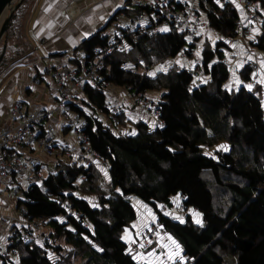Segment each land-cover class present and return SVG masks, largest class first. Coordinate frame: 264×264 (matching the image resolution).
I'll list each match as a JSON object with an SVG mask.
<instances>
[{
	"label": "trees",
	"instance_id": "16d2710c",
	"mask_svg": "<svg viewBox=\"0 0 264 264\" xmlns=\"http://www.w3.org/2000/svg\"><path fill=\"white\" fill-rule=\"evenodd\" d=\"M254 1L264 6V0ZM30 2L22 0L10 19L0 66L7 60L8 43L20 33L19 20ZM210 3L205 19L224 39L203 46L201 62L194 68L173 65L148 75L156 63L174 59L182 51L192 56L196 40L185 48L187 36L183 32H138L130 26L133 18H126L127 25L117 30L115 37L122 36L129 48H116L102 59L97 81L84 86L83 102L91 110L109 113L103 91L106 84L129 87L142 96L156 90L161 93L156 103L163 126L152 128L138 121L135 135L114 133L102 120L71 102L77 117L85 120L83 131L90 147L109 164V183L106 189L100 185V173L93 165L68 164L50 172L42 187L30 184L17 205L23 207L25 218L49 226V241L46 239L43 246L33 240L9 244V250L17 252L19 264H147L133 259L129 244L120 234L137 218L134 201L149 207L161 232L179 243L184 264H228L223 254L234 259V264H264L261 86L251 91L244 87L252 74L247 63L241 71L242 84L225 88L230 77L223 61L230 47L225 39L238 36L237 11L230 5ZM130 6L146 9L133 1ZM128 8L119 9L111 19L120 12L127 14ZM262 23V32L249 44L264 57ZM115 37L104 36L100 30L84 39L83 61L93 56L94 47H103ZM121 42L119 39V46ZM1 48L2 43L0 52ZM196 69L202 72L198 77ZM219 144L227 150L217 147ZM214 186L220 190L214 191ZM78 189L94 193L96 206L76 194ZM177 194L183 196L184 211L192 208L201 213L203 226L194 223L190 214L183 223L166 214L164 206L171 205V198ZM0 264L16 263L0 255ZM172 264L182 263L175 259Z\"/></svg>",
	"mask_w": 264,
	"mask_h": 264
},
{
	"label": "crops",
	"instance_id": "0c3cea01",
	"mask_svg": "<svg viewBox=\"0 0 264 264\" xmlns=\"http://www.w3.org/2000/svg\"><path fill=\"white\" fill-rule=\"evenodd\" d=\"M22 12V17L19 20V32L16 36V40H12L8 43L7 47V60L0 66V132L6 128L11 127L15 120L10 116V106L12 101L20 99L24 103V107L28 111H35L38 109H45L50 112V115L44 122L41 133L35 140L33 146L26 152L27 156H34L41 160L42 164L40 169L29 170L26 169L21 171L23 173L10 174L9 180L18 186V192L12 194L6 189L0 191V253L1 256H8L16 264H19L18 254L12 255L8 246L12 243L11 241V229L18 228L23 231L30 221L21 215L17 216L18 209L23 208L17 205V200H24L23 191L30 186V184L37 183L35 180L36 173L42 174L45 178L50 172H56L59 168L64 167L68 164H76V155L79 151V144L75 140L74 134L70 126H68V120L74 118L69 113H64L60 108L56 106V88L54 85V78L51 70V65L55 64H66L70 65L73 69H79L84 60L85 51L81 47V43L84 39L93 35L98 31H102L110 24L118 22V15L115 19H111L115 12L119 9L130 6L131 0H31ZM132 2V1H131ZM29 8V9H28ZM28 9V10H27ZM47 9V11H45ZM103 17V19H101ZM120 20V19H119ZM126 26L127 19L120 20ZM120 23V24H121ZM117 23H115V26ZM129 25V24H128ZM118 26V25H117ZM117 32V29L115 33ZM104 36H110L103 34ZM121 46L124 49H128L129 45L125 40H121ZM229 50L238 48L240 51L241 63L234 69L235 74L239 75V87L242 84L241 71L243 67L248 63V59H245L246 51L245 46L241 44V47H232L231 42H228ZM36 45V50H31V46ZM247 50V49H246ZM245 51V52H244ZM257 57H264L257 53ZM186 67V66H183ZM186 68H194L188 66ZM264 69V68H263ZM234 78V76H233ZM35 79L38 81L36 82ZM233 85L232 87H234ZM236 87V88H237ZM113 88V89H112ZM114 88L124 87L107 85L103 88L106 95V102L110 104V97L113 96ZM263 90V87H261ZM109 92V94H107ZM157 93L156 97L159 100L160 96ZM109 99H108V97ZM147 95H143V97ZM159 96V97H158ZM73 99H79L83 106H80L86 113H92L98 119L101 120V115L106 114L110 116V112L107 113L100 109L92 108L89 109L83 100L86 99V94L83 91H79L76 97ZM151 101L156 103L158 100ZM73 102V101H72ZM131 102V101H130ZM113 104V103H112ZM152 105V104H151ZM150 104L146 108H141L146 111H150ZM129 106V105H128ZM139 107L138 104L130 103L128 107L129 113L135 112V108ZM125 108V107H124ZM60 110V111H59ZM72 110V109H71ZM151 112V111H150ZM83 118V117H80ZM103 122V120H102ZM104 123V122H103ZM119 124L118 122H113ZM133 123V122H132ZM106 126L107 123H104ZM135 125V123H133ZM109 127V126H108ZM116 128L117 126L114 125ZM118 127H122L119 125ZM132 129L121 130V134L135 132V126ZM41 134V136H40ZM42 137L46 141H65L70 147L69 155H63L60 157L46 156L41 151L39 138ZM13 158V157H10ZM47 167V173H43V168ZM93 167L99 173L106 172L107 175L102 174L106 177L107 184L109 183V173L102 163L98 160H94ZM104 169V171H101ZM36 172V173H35ZM83 177L81 178V180ZM79 185V183H77ZM76 194L89 200V202L96 206V195L90 192L75 191ZM9 209L7 214L6 210ZM17 212V214H16ZM6 213L7 215H2ZM19 215V214H18ZM63 219V216H59ZM153 221H156L155 217L150 220V227ZM35 224V221H31ZM153 225H156V223ZM150 227L145 229V235L140 238H146L151 243L147 247L139 246L136 250L132 251L134 255L141 253L140 256L143 259H136L138 261L152 264L151 258H155L157 254L163 251V245L167 240L168 236L162 233L158 229L155 233H149ZM33 229V226L30 227ZM43 228H40V236H37L35 230L32 234V240L43 246L46 239L49 241V236L42 234ZM134 234V230L132 229ZM154 237L157 240H154ZM137 239V238H136ZM138 244V241H132L131 244ZM6 244V245H4ZM6 246V249L4 248ZM130 247V246H129ZM141 248V249H139ZM153 249L155 255L152 257L148 256L147 251ZM143 252H146L145 254ZM9 253L11 255H9ZM182 255V252H180ZM14 257V259H13Z\"/></svg>",
	"mask_w": 264,
	"mask_h": 264
},
{
	"label": "built area",
	"instance_id": "2783aa9c",
	"mask_svg": "<svg viewBox=\"0 0 264 264\" xmlns=\"http://www.w3.org/2000/svg\"><path fill=\"white\" fill-rule=\"evenodd\" d=\"M213 2L219 6L230 5L234 8V6H232L233 4H231L229 0H219V2H217V0H213ZM134 3L137 6L146 7L147 9L141 11L140 14L131 21L132 27L136 28V31L138 32L151 33L152 30L158 29V31H160L159 29L166 26L169 30L174 29L185 33L186 36H192L195 34V31L209 27L207 20L201 16V10L203 12L211 11L210 0H137ZM242 3L243 10L249 21L251 23H257L260 20V13L256 7V2L254 0H242ZM236 11L237 18L235 20V28L239 31V34L240 31L242 34H246V32L248 33L252 30L254 24L245 25L244 16H242L241 12L237 9ZM118 18L120 20H125L126 14L124 12H120ZM122 38V36H119V38L115 37L110 39L103 47H94L92 49L93 56L86 62L83 61L79 69H73L70 65L66 64H55L50 66L49 69L51 70L54 78V85L56 88L55 103L58 108H60L64 113L68 112L71 109V102L73 101V98L76 97V94L79 91H83L86 84H93L97 81L98 69L102 67L103 63L102 59L116 50L117 46H119V39L123 40ZM30 49L36 50L37 46L32 45ZM252 57L253 59H251ZM230 58L231 56H225L223 61L228 65ZM246 58H249V66L252 69V74L245 85L251 84L253 85L252 89H254V86L257 83L255 81L256 75L254 73L259 70L261 71V68L256 60L255 54ZM234 59L235 58H233L232 61H235ZM201 74L202 72L199 69L195 70L196 77ZM262 74L264 79V72H262ZM35 81L37 82L38 80L35 79ZM107 85L108 84H106V86ZM124 92L125 96L134 102V104L141 106L148 105L142 95L135 93L129 87H126ZM105 106L110 112V120L112 122L115 120L114 116L118 115L123 110L121 107L115 105L112 106L108 103L105 104ZM150 111L152 117L154 118L155 127L160 126L161 121L158 118L159 110L157 103H152ZM9 113L15 122L11 127L0 132V191L2 189H6L12 194H16L19 190L18 186L9 180V176L12 173H23L21 171L26 169H40L42 163L41 160L34 156H27L26 152H28V150L33 146L35 140L38 138V135L44 126L45 120L50 115V112L45 109L28 111L25 109L22 100L15 99L12 101ZM85 124L86 123L83 118L76 116L68 120V125L72 129L75 140L79 144V151L76 155L77 165L87 167L91 166L94 160H98L102 163L103 167L108 170L109 164L102 160L98 153L90 147L86 134L83 131ZM39 143L41 151L46 156L60 157L63 155H69L70 153V147L65 141H46L40 137ZM35 178L40 180V184L44 179L42 174L37 173ZM40 186L42 187V184ZM182 200L183 196L180 195V202L175 206V210L179 213L184 211ZM62 204L65 207H68L67 203L64 201ZM23 213L24 210L19 208L18 214L23 215ZM143 214H147V211L144 210ZM26 219L27 222H30L23 231H20L18 228L11 229L12 242H28L32 240L33 233L30 232L32 223L29 218ZM153 223H156V225H153ZM158 229V223L153 221L149 229V233H155ZM137 245L147 247L149 243L146 238H142L138 244L135 243L129 245V250L131 252L134 251ZM11 254L17 255V252L12 250Z\"/></svg>",
	"mask_w": 264,
	"mask_h": 264
},
{
	"label": "rangeland",
	"instance_id": "374dc122",
	"mask_svg": "<svg viewBox=\"0 0 264 264\" xmlns=\"http://www.w3.org/2000/svg\"><path fill=\"white\" fill-rule=\"evenodd\" d=\"M131 1L135 2L137 0H131ZM131 1L129 2L130 4H131ZM229 1L231 2V4H233L232 6H234V9L235 10L237 9L238 11H240L241 15L244 16V24L245 25L254 24V27L248 33L246 32V34H244V33L242 34V32L240 31V34L238 32V36L235 37L234 39H232V40L231 39L230 40L225 39V40L228 41V42H231L232 47L238 46V47H240L242 49L241 44L245 46V48H244V50L246 51L245 59H248V66H249V58H246V57H249L252 54H255L256 60L259 63V66H261L262 58L261 57H257V53H259V52L256 49H253L250 46L249 42H251L254 39H256L257 35L262 32V29H263L262 28L263 27V23L262 22L264 21V6L261 4L260 1L256 2V7H257V9L259 10V13H260V20L257 23H251L249 21V19L246 17L245 12L243 10L242 0H229ZM237 4L239 5V8L236 6ZM29 5H27V7H29ZM128 9H129L128 12H126L127 13L126 14V18H136V16L139 15L140 12H141L138 9L133 8L131 6H129ZM201 16L203 18L206 17V15L204 14V12L202 10H201ZM115 23H117L118 26L117 25L115 26ZM115 23L114 24H110L108 27L103 29L101 31V33L102 34H108V35H110V37H115L116 29L119 30L120 25H124L125 22L121 23L120 20L118 19V22H115ZM130 26L132 27V25H130ZM161 29L169 30L168 27H166V26L162 27ZM161 29H159V30L162 31ZM253 29H256L257 31L254 32ZM156 30H158V29H156ZM250 37H252V38L250 39ZM219 38L220 39H224L223 35L217 34L210 27L204 28L202 30H197V31H195L194 35L186 37L185 48H189L188 47L189 43L192 42L193 40L194 41L196 40V42H195L196 44H195V46L193 48L191 57L185 56L183 51H182L174 59H166L163 62L156 63L154 65V67H151L148 70V73L149 72H155L156 73L157 71H159L158 69H160L161 66H163L166 69L169 68V67H172L173 65H178L179 67H183V66L195 67L196 65H198L201 62V54H202L203 46H207L209 44H213L215 42V40H218ZM120 47H122V46L120 45L119 47H117V49L119 48V50L122 51V49ZM197 52H199V56L196 55ZM240 54L241 53H240V51H238V48H236L234 50L230 49V50H227L225 52L226 57L227 56L228 57L231 56L232 59L235 58L234 59L235 61H232L231 58L228 61L230 77H229V80L227 81L226 84L229 85L230 88L233 85H235L233 88H236L238 86V84L240 83V82L237 83V81H239L240 79H239L238 73L235 74V71H234V69L237 68L240 65V63H241V58H240L241 55ZM177 61H179V63H177ZM249 68H250V66H249ZM250 70L252 71L251 68H250ZM262 71L264 72V69L261 67V71L259 70V71L255 72L257 84H255L254 89L257 86L263 87V84L259 83V81L263 79ZM233 76H234V78H233ZM260 91L261 92L259 93V96H260V98H262V102L264 104V92H263L262 88H261ZM157 93H159L158 95L160 96L161 93L156 91V90H150V91L145 93V95H147V97L144 96V98H145V100L147 101L148 104H150V105L152 104L150 100L155 101L157 99V97H156ZM107 94H109V92H107ZM108 99H109V97H108ZM109 100H110V105H112V106L115 105V106L121 107L123 109L122 110L123 113L120 112V114L114 116V118H115L114 122L115 123L118 122L119 123L118 125L114 124L110 120V116L109 115H106V114H102L101 115V120H103L104 123H107V125L110 127V129L114 133L121 134V130H123V129L124 130L132 129V131H133L134 130L133 129V127H134L133 123L138 122V121L146 122L152 128L156 126L155 122H154V118L152 117L151 112L141 109V108H146V105H144V106L138 105L139 107L135 108L137 110H135V112H133V113L126 112V111H128L127 109L130 106V103H134V102H132L129 98H127L125 96V92L123 91L122 88H114L113 96H111ZM73 103L80 104V106H83V103H80L79 99H73ZM150 108H151V106H150ZM66 113H69L73 117L76 114L71 109L68 112H66ZM114 125H116L117 127L115 128ZM119 125H122V127H118ZM221 145H223V144H219L217 147H220ZM42 172L46 174L47 173V167L43 168ZM102 174H105V172L102 173ZM102 174L100 173L99 182H100V185H102V187H104L106 189V187H107L106 177L104 175H102ZM35 181L37 183H40V180L36 179ZM213 190L217 191V190H220V189L218 187L214 186ZM176 196L177 195H175L173 197H176ZM217 196H220V195H217ZM225 197H226V195H224V198ZM172 198H171V205L168 204V205L164 206L165 207L164 208L165 212L168 213L173 218L176 217V216L182 217L183 221H185V215L186 214H190L191 217H192L193 222L195 223L192 213L189 212V209H192V208H188L185 211H183L182 213H179V212H177L175 210V206H176L177 203H174ZM179 202H180V199H179ZM134 203H135L136 210H137V218H136V220L134 222H132L129 226H127L126 228H124L120 232L121 237H126L124 240L128 244H130L132 241H138V243L141 241L140 238L143 236V234L145 235V229L150 227V223H151L150 220L152 221V219L154 217L153 211L149 207L146 208L145 205H142L139 201H134ZM143 209H147L148 210V214L147 215H144L142 213ZM149 210H150L151 214L149 213ZM8 211H9V209L6 210L7 214L9 213ZM196 212H198V211H196ZM1 214L2 215H7L6 213H1ZM16 214H17V212H16ZM17 216H21V215L17 214ZM200 219H202V217H200ZM35 222H36L35 224H33V223L31 224V226H33V229L31 230L32 233L36 230L37 231V233H36L37 236H40V228H43L42 234L43 235H48L49 234V226L45 225L44 221L35 220ZM132 229L134 230V234L132 232ZM125 230H127V232ZM166 237H167V240L165 241L164 245H166V244L170 245L171 241L168 239L169 236H166ZM154 240H157V238L154 237ZM4 245H6V244H4ZM138 247L139 246L137 245L136 249ZM4 248L6 249V246ZM139 249H141V248H139ZM168 250H169L168 248L163 247V251L160 252L159 254H157V256L160 257V260L158 261L156 259L157 256L155 258H151L152 264H160L161 261H163V264H172L173 261H168L167 258H166V254H167ZM151 251H153V249H151V250H149L147 252H151ZM143 253L145 254L146 252H143ZM9 255H11V254L9 253ZM140 255H141V253H140ZM133 256H134V254H133ZM223 256H224V258H225V260H226V262L228 264H234V259L230 258L227 254H223ZM13 259H14V257H13ZM177 259L180 260L179 258H177ZM180 262L182 264H184L185 263V259L180 260Z\"/></svg>",
	"mask_w": 264,
	"mask_h": 264
},
{
	"label": "snow or ice",
	"instance_id": "6c2138e0",
	"mask_svg": "<svg viewBox=\"0 0 264 264\" xmlns=\"http://www.w3.org/2000/svg\"><path fill=\"white\" fill-rule=\"evenodd\" d=\"M217 2H219V0H217ZM236 6L239 8V5H238V4H237ZM45 11H47V9H45ZM101 19H103V17H101ZM161 30H162V31H166L167 29H161ZM253 31L255 32V31H257V30H256V29H253ZM251 38H252V37H250V39H251ZM196 55L199 56V52H197ZM177 63H179V61H177ZM126 67H129V68H130V67H132V65H126ZM261 67L264 68V60L261 61ZM158 70H159V71H166V68H164L163 66H161L160 69H158ZM148 75H149V76H154V75H155V72H149ZM195 83H196V82L193 81V85H195ZM237 83H239V81H237ZM259 83L264 84V79L260 80ZM228 87H229V85L226 84V85H225V88L227 89ZM244 87L248 88V89L251 91L253 85H251V84H247V85H244ZM189 91H191V89H189ZM162 126H163V125H161V127H162ZM131 134L135 135L134 132L131 133ZM220 147L223 148L224 150H227V148H226L225 145H221ZM170 151H173V150L170 149ZM206 154L210 155L209 153H206ZM101 171H104V169H101ZM105 175H107L106 172H105ZM117 191H119V189H117ZM172 199H173V202H174V203H179L180 195L177 194V196H176V197H173ZM93 206H95V205H93ZM145 207H146V206H145ZM189 212L192 213L195 223H197V224L203 226V221H202V219H200V217H201V213L196 212V211L193 210V209H189ZM149 213L151 214L150 210H149ZM166 214H167V213H166ZM174 218H175V219H178L181 223L184 222L182 217L176 216V217H174ZM61 219H62V218H61ZM153 219H154V217H153ZM134 226H135V225H134ZM125 231L127 232V230H125ZM125 238H126V237H122V239H125ZM85 239H87V237H85ZM168 239L171 241V244H170V245H168V244L163 245V247L169 249L168 252H167V254H166V258H167V260H168V261H173V260H175V259H177V258H179L180 260H183L184 257L180 255L181 247H180L179 243H177L176 240H174L171 236H169ZM149 243H151V242L149 241ZM141 247H143V245H141ZM154 255H155L154 252H149V253H148V256H149V257H152V256H154ZM133 259H143V257L140 256L139 254H136V255L133 256ZM156 259L159 261V260H160V257L157 256ZM160 264H163V261H161Z\"/></svg>",
	"mask_w": 264,
	"mask_h": 264
},
{
	"label": "water",
	"instance_id": "95a60500",
	"mask_svg": "<svg viewBox=\"0 0 264 264\" xmlns=\"http://www.w3.org/2000/svg\"><path fill=\"white\" fill-rule=\"evenodd\" d=\"M21 2L22 0H0V44L2 43L0 59L5 52V37L10 19Z\"/></svg>",
	"mask_w": 264,
	"mask_h": 264
},
{
	"label": "clouds",
	"instance_id": "9594fccd",
	"mask_svg": "<svg viewBox=\"0 0 264 264\" xmlns=\"http://www.w3.org/2000/svg\"><path fill=\"white\" fill-rule=\"evenodd\" d=\"M41 184H42V182H41ZM41 184H40V185H41ZM0 255H1V254H0Z\"/></svg>",
	"mask_w": 264,
	"mask_h": 264
},
{
	"label": "flooded vegetation",
	"instance_id": "af4514ba",
	"mask_svg": "<svg viewBox=\"0 0 264 264\" xmlns=\"http://www.w3.org/2000/svg\"><path fill=\"white\" fill-rule=\"evenodd\" d=\"M69 126V125H68Z\"/></svg>",
	"mask_w": 264,
	"mask_h": 264
}]
</instances>
